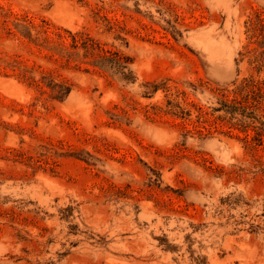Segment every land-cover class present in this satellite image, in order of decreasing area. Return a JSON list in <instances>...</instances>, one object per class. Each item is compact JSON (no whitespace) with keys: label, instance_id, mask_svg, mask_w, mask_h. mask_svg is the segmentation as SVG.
I'll return each mask as SVG.
<instances>
[{"label":"rangeland","instance_id":"374dc122","mask_svg":"<svg viewBox=\"0 0 264 264\" xmlns=\"http://www.w3.org/2000/svg\"><path fill=\"white\" fill-rule=\"evenodd\" d=\"M0 264H264V0H0Z\"/></svg>","mask_w":264,"mask_h":264}]
</instances>
